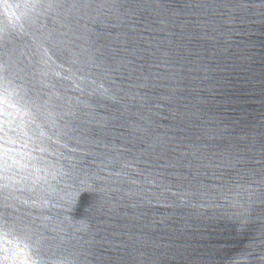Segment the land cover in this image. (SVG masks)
I'll return each instance as SVG.
<instances>
[{
  "label": "water",
  "instance_id": "1",
  "mask_svg": "<svg viewBox=\"0 0 264 264\" xmlns=\"http://www.w3.org/2000/svg\"><path fill=\"white\" fill-rule=\"evenodd\" d=\"M0 264H264V0H0Z\"/></svg>",
  "mask_w": 264,
  "mask_h": 264
}]
</instances>
